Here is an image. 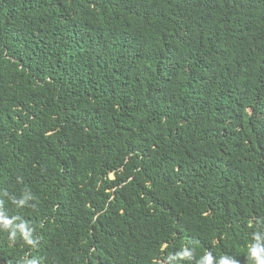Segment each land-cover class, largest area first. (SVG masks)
<instances>
[{
	"label": "trees",
	"instance_id": "1",
	"mask_svg": "<svg viewBox=\"0 0 264 264\" xmlns=\"http://www.w3.org/2000/svg\"><path fill=\"white\" fill-rule=\"evenodd\" d=\"M209 254L264 264V0H0V264Z\"/></svg>",
	"mask_w": 264,
	"mask_h": 264
},
{
	"label": "clouds",
	"instance_id": "2",
	"mask_svg": "<svg viewBox=\"0 0 264 264\" xmlns=\"http://www.w3.org/2000/svg\"><path fill=\"white\" fill-rule=\"evenodd\" d=\"M255 253V250H254ZM207 264H211V256L210 254L206 257ZM220 264H235V261H230L227 258H222Z\"/></svg>",
	"mask_w": 264,
	"mask_h": 264
}]
</instances>
